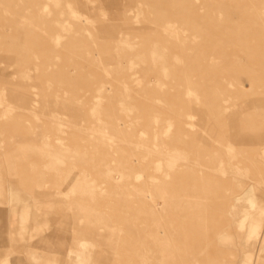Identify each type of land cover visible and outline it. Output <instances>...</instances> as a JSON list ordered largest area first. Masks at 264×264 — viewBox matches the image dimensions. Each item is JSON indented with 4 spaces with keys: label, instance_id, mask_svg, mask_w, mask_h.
<instances>
[{
    "label": "rangeland",
    "instance_id": "rangeland-1",
    "mask_svg": "<svg viewBox=\"0 0 264 264\" xmlns=\"http://www.w3.org/2000/svg\"><path fill=\"white\" fill-rule=\"evenodd\" d=\"M0 264H264V0H0Z\"/></svg>",
    "mask_w": 264,
    "mask_h": 264
}]
</instances>
